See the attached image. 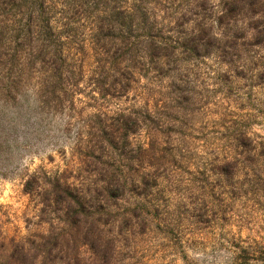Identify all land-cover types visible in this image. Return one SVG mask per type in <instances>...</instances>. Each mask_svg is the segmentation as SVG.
Here are the masks:
<instances>
[{"label":"trees","instance_id":"obj_1","mask_svg":"<svg viewBox=\"0 0 264 264\" xmlns=\"http://www.w3.org/2000/svg\"><path fill=\"white\" fill-rule=\"evenodd\" d=\"M177 1L172 15L160 16L159 0H0L3 141L13 137L23 117L43 122L66 113L68 131L84 114L76 109V95L88 90L94 100L73 139L80 170L46 176L42 185L35 176L24 183V192L45 209L58 206L52 212L60 231L18 242L3 264H121L129 236L145 234L149 221H157L158 229L163 221L167 233L173 229L164 216L171 212L160 209L159 201L172 185L180 190L178 172L195 165L186 117L194 94L197 103L205 86L196 93L190 73L198 79L194 69L213 59L225 70L212 84L229 88L232 72L244 77L247 45L264 48V0L171 3ZM83 18L80 31L76 24ZM163 76L169 82L159 99L146 88ZM112 102L113 111H102ZM236 119L220 124L225 148L212 149L202 167L194 166L188 193L197 210L193 216L207 211L205 197L211 208L235 201L244 184L239 179L257 184L264 172V142ZM230 264H264V246H239Z\"/></svg>","mask_w":264,"mask_h":264},{"label":"rangeland","instance_id":"obj_2","mask_svg":"<svg viewBox=\"0 0 264 264\" xmlns=\"http://www.w3.org/2000/svg\"><path fill=\"white\" fill-rule=\"evenodd\" d=\"M209 2L217 3L218 0ZM177 4L178 1L159 0V15H172ZM61 7L57 5L56 9ZM83 22L84 18L76 24L80 31ZM247 49L243 54L247 66L244 77L240 78L232 72L226 82L229 88L222 83L212 84L219 80L217 76L225 70L213 59H205L200 69H194L197 74L200 71L198 79L193 80L190 73V85H195L193 90L196 93L205 86L202 94L198 95L200 100L197 103L194 94L191 104L193 112L186 117V133L192 137H189L191 140L187 137V141L195 165H185V170L178 172L183 181L180 190L172 185L173 191L165 192L159 201L160 209L167 206L171 212L169 216H164L173 229L167 233L163 221L159 229L155 226L157 221H149L145 234L136 232L129 236V245L118 256V263L230 264L239 246H249L251 249L264 246V172L257 184L248 183L246 177H241L239 180H244V184L237 190L239 197L235 201L225 200L223 204L211 208L210 199L205 197L207 211L200 218L193 216L197 210H194L192 197L188 196L194 187L190 181L194 166L202 167L212 149L225 148L220 127L224 121L237 117V121L247 124L249 134L256 141L264 142V48L247 45ZM200 81H204V85H200ZM154 82L147 84L146 90L151 95L155 94L156 98L164 99L168 77H159V84ZM142 83H146L144 78ZM146 90L138 89L137 93L148 97ZM90 95L88 90L76 95L75 106L77 110L84 111L82 118H90V106L94 105V100L88 99ZM113 102L102 111H113ZM136 104L139 105L138 102ZM65 114L51 115L43 122L39 121L40 117L33 116L29 120L23 117L13 137L4 142V137L0 135V264L8 260L18 242H38L41 235L51 230L56 233L60 231L61 226L52 212L58 206L52 204L45 209L39 198L25 193L23 189L30 177L35 176L38 178L37 184L42 185L47 181L46 176L67 175L70 172L76 174L80 170L82 165L79 155L75 153L73 139L84 120L81 116L80 121L78 118L72 120L73 126L67 131L68 117ZM46 122L49 124L46 125ZM139 133L137 137L142 139L143 131ZM195 135L200 139L196 140ZM260 162V168L264 169L263 157H260ZM175 218L180 222L177 223Z\"/></svg>","mask_w":264,"mask_h":264}]
</instances>
